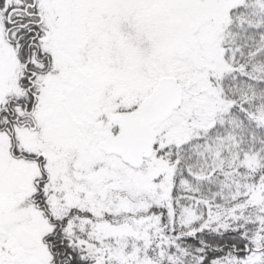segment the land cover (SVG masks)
Segmentation results:
<instances>
[{
  "label": "snow or ice",
  "instance_id": "1",
  "mask_svg": "<svg viewBox=\"0 0 264 264\" xmlns=\"http://www.w3.org/2000/svg\"><path fill=\"white\" fill-rule=\"evenodd\" d=\"M0 264H264V0H0Z\"/></svg>",
  "mask_w": 264,
  "mask_h": 264
}]
</instances>
